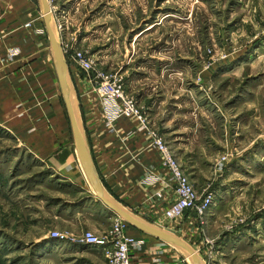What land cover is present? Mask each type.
Masks as SVG:
<instances>
[{"label": "rangeland", "instance_id": "obj_1", "mask_svg": "<svg viewBox=\"0 0 264 264\" xmlns=\"http://www.w3.org/2000/svg\"><path fill=\"white\" fill-rule=\"evenodd\" d=\"M31 1L37 14L16 28L30 31L29 57L40 50L48 70L32 99L47 104L43 116L53 138L20 136L0 119V264H106L102 247L79 239L86 231L113 232L123 218L95 197L80 166L43 12ZM48 4L81 128L82 118L100 109L97 74L120 80L199 200L210 196V203L202 213L164 215L165 223L153 224L105 190L107 197L182 239L201 264H264V0ZM77 50L91 59L89 71L73 60ZM87 97L97 104L84 109Z\"/></svg>", "mask_w": 264, "mask_h": 264}, {"label": "crops", "instance_id": "obj_2", "mask_svg": "<svg viewBox=\"0 0 264 264\" xmlns=\"http://www.w3.org/2000/svg\"><path fill=\"white\" fill-rule=\"evenodd\" d=\"M37 3L42 14L40 0ZM36 14L37 6L31 0H0V119L9 123L20 136L48 140L53 135L47 133L52 126L50 129L48 118L43 116L48 112L47 104L32 99V87L38 80L46 79L48 70L41 60L40 50L31 49L36 57H29L30 31L16 28ZM19 31L23 32L22 37ZM11 47L20 52L13 59H7V50ZM68 79L72 84L69 70ZM90 99L87 97L84 109L92 107ZM51 105L57 108L52 101ZM81 121L82 127L87 128L86 132L83 129L87 149L104 191L139 218L153 224L165 223L163 211L175 199L174 189L159 153L140 129L138 121L133 117L121 118L115 122L114 132L107 131L101 126L100 109L96 106L94 112ZM145 173L155 176L156 180L143 184ZM125 233L143 237L130 229ZM165 244L156 238H145L143 247L132 253L133 263L189 264L181 263L182 256L176 247Z\"/></svg>", "mask_w": 264, "mask_h": 264}, {"label": "built area", "instance_id": "obj_3", "mask_svg": "<svg viewBox=\"0 0 264 264\" xmlns=\"http://www.w3.org/2000/svg\"><path fill=\"white\" fill-rule=\"evenodd\" d=\"M38 31L43 32L42 29H38ZM19 52L20 49L18 48H10L7 50V58L13 59ZM73 60L86 71L92 68L91 59L83 51H75ZM96 79L98 81L94 84V89L97 94V102L100 104L101 126L107 131L114 132L117 120L133 117L138 121L140 129L144 130L151 145L160 155L161 164L168 173L175 194V199L164 208L165 217L172 220L189 211L202 213L203 209L210 203V196H205L201 201L199 200L193 184L165 145L162 137L148 128L146 120L140 114L135 102L125 93L121 81L104 73H98ZM155 180V176L145 173L142 183L150 184ZM126 223L124 219L117 218L113 232L96 234L86 231L79 242L102 247L105 252L106 264H135L132 260V253L143 247L145 239L126 234ZM160 243L166 245L164 242ZM186 262L187 259L182 257L181 263Z\"/></svg>", "mask_w": 264, "mask_h": 264}, {"label": "water", "instance_id": "obj_4", "mask_svg": "<svg viewBox=\"0 0 264 264\" xmlns=\"http://www.w3.org/2000/svg\"><path fill=\"white\" fill-rule=\"evenodd\" d=\"M41 8L43 12V19L45 27L47 30L50 47L52 49L53 55V65L57 75V80L60 86L62 97L65 103V107L68 113L73 143L77 153V157L80 163V166L84 172V175L89 182L92 190L94 191L95 197L101 201L107 208L111 211L122 217L127 221L131 226L137 228L138 230L153 236L154 238L170 244L174 247L183 250L191 259L193 264H201L200 259L196 252L188 246L182 239L162 230L157 227L151 226L144 222H139L136 219L132 218L130 212H125V210L120 209L119 206L114 204L105 194L104 188L100 183V179L96 173L94 165L92 163L91 157L87 150L85 137L82 131V128L79 124L77 116L75 114L74 108L71 104L70 95H69V84H68V65L65 59L64 53L61 48V42L58 33L53 27V17L51 14V9L48 4V0H40Z\"/></svg>", "mask_w": 264, "mask_h": 264}, {"label": "bare ground", "instance_id": "obj_5", "mask_svg": "<svg viewBox=\"0 0 264 264\" xmlns=\"http://www.w3.org/2000/svg\"><path fill=\"white\" fill-rule=\"evenodd\" d=\"M53 16V15H52ZM55 19V18H54ZM83 128V127H82ZM83 134H84V131H83ZM84 137H85V134H84ZM86 141V140H85ZM87 146V145H86ZM88 150V149H87ZM90 155V154H89ZM91 157V156H90ZM92 160V159H91ZM93 163V162H92ZM95 168V167H94ZM97 173V172H96ZM101 183V182H100ZM107 196V195H106ZM111 200V199H110ZM112 201V200H111ZM114 204H116L114 201H112ZM117 205V204H116ZM117 206H119V205H117ZM120 207V209H122L123 210V208L121 207V206H119ZM125 210V209H124ZM125 212H127L126 210H125ZM128 213V212H127ZM130 215L132 216V218H134V219H136L137 221H139V222H142L141 220H139L138 218H136L135 216H133L131 213H130ZM187 244V243H186ZM183 251V250H182Z\"/></svg>", "mask_w": 264, "mask_h": 264}]
</instances>
